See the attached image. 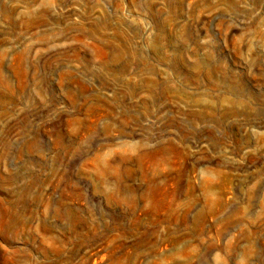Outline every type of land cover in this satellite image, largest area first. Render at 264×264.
Listing matches in <instances>:
<instances>
[{"label": "rangeland", "instance_id": "374dc122", "mask_svg": "<svg viewBox=\"0 0 264 264\" xmlns=\"http://www.w3.org/2000/svg\"><path fill=\"white\" fill-rule=\"evenodd\" d=\"M0 264H264V0H0Z\"/></svg>", "mask_w": 264, "mask_h": 264}]
</instances>
